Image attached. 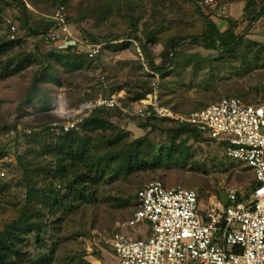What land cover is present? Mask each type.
Instances as JSON below:
<instances>
[{"label":"rangeland","instance_id":"374dc122","mask_svg":"<svg viewBox=\"0 0 264 264\" xmlns=\"http://www.w3.org/2000/svg\"><path fill=\"white\" fill-rule=\"evenodd\" d=\"M263 1L250 0L246 13V0H213L209 5L200 0L0 3V42L5 40L7 24L11 23L16 26L19 39L17 46L0 56V64L14 70L0 78V233L11 228L25 212L48 223L39 234H22L17 247L23 259L52 253L50 264H112L110 239L115 233L129 238H146L149 234L146 222L132 227L124 223L133 214L136 191L152 180H160L168 187L194 189L203 203L214 197L223 198L230 188L242 193L249 190L252 174L243 164L230 161L218 142L187 132L174 136L171 129L176 124L170 121L156 122L153 130L142 129L139 119L133 121L112 112L105 116L114 129L80 134L88 141L89 151L98 157L142 139L141 156L148 163L158 157V166L125 176L107 170L96 176L92 184H86L94 191L92 202L81 204L68 215H62L61 210L51 214L44 206L43 194L65 185L67 179L54 177L57 163L51 153L61 140L47 129L45 124L50 119L41 108L50 104L54 92L60 89L71 102L88 93L96 97L104 92H120L122 100L128 102V98L153 85L158 87L160 101L178 112L233 96L245 103L262 101L264 19L244 27ZM20 2L28 12L31 28L42 30L48 21H55L53 17L59 12L72 36L93 42L89 38L92 36L105 45L84 64L71 65L65 53L50 46V29L55 26L46 34L31 33L22 22ZM209 21L219 31L227 30L224 36L229 40L238 36L231 49L204 47L201 37L208 33ZM196 37L198 42L193 40ZM173 43L176 47L166 57ZM163 61L166 67L161 73L150 68ZM117 133L122 135L121 142L115 147L107 146ZM143 135L146 136L142 138ZM171 145L175 153L166 160L167 147ZM117 162L118 158L109 168L112 170ZM16 262L14 259L12 264Z\"/></svg>","mask_w":264,"mask_h":264},{"label":"built area","instance_id":"2783aa9c","mask_svg":"<svg viewBox=\"0 0 264 264\" xmlns=\"http://www.w3.org/2000/svg\"><path fill=\"white\" fill-rule=\"evenodd\" d=\"M200 1L209 5L213 0ZM53 19L52 48L84 51L93 58L105 45L72 36L61 13ZM15 31L11 23L9 39ZM158 93L153 85L138 100L124 102L120 92H112L71 102L58 90L49 104V127L56 136L78 130L97 109H114L142 122L162 118L190 124L211 141L224 143L226 156L249 167L256 185L246 194L227 189L223 198L203 203L194 189L168 187L160 180L145 183L136 191L133 214L124 225L146 222L149 234L129 238L115 233L110 239L112 264H264V100L245 103L233 96L178 112L163 104Z\"/></svg>","mask_w":264,"mask_h":264},{"label":"trees","instance_id":"16d2710c","mask_svg":"<svg viewBox=\"0 0 264 264\" xmlns=\"http://www.w3.org/2000/svg\"><path fill=\"white\" fill-rule=\"evenodd\" d=\"M12 4V0H0V3L8 4V2ZM201 2V1H200ZM21 3V13H22V22L24 25H26L31 33L37 35V34H46L48 29L53 27L55 25V21L51 20L48 21L46 27L42 30L40 29H33L29 25V16L28 12L24 6V3ZM250 3V0H246L244 11L246 13L248 4ZM2 8H0L1 12ZM1 15V13H0ZM264 15V1L260 5V7L257 9L256 14L247 21V24L245 25V29L251 27V24L263 17ZM210 29L208 33L205 35H202V40L204 41L205 45L204 47L207 49H223V50H229L233 47V44L236 43L238 40V36L234 35L229 40L230 37L224 36L226 35V31H219L216 27V25L209 21ZM10 25L7 24V32L6 37L4 41L0 42V56L5 55L7 52L11 51L15 46L19 44V39L16 36L15 32V38L9 39L8 34ZM229 30V29H228ZM231 34V33H229ZM90 40L93 41L92 43H95L96 40L93 39L92 36H89ZM116 40V39H115ZM194 42H198L199 39L196 37L193 39ZM99 43V42H96ZM176 47V44H171L170 49L166 51L165 56L168 57L170 52L174 51ZM57 52L65 53L66 60L68 62H72L74 66L82 65L86 62V60H89V58L86 56L84 51L81 52H72L70 49L68 50H57ZM92 59V58H91ZM166 67L165 61L161 65L155 66L154 64L150 65V68L158 73H161L164 68ZM12 67L9 65L4 66L0 64V78H3L4 76L8 75L9 72H11ZM11 69V70H10ZM14 71V70H13ZM7 73V74H6ZM152 90V87H149L146 91H144L141 94H134L131 98H128L129 100H138L142 98L146 93L150 92ZM112 93V92H110ZM104 94H106L104 92ZM84 98H92V95L89 93L85 95ZM82 99V98H81ZM80 99V100H81ZM76 100L74 102L80 101ZM205 106V105H204ZM203 107V106H202ZM49 109V103L42 107L41 110L44 112V115H46L50 121L51 116L48 112ZM113 113H116L118 115H121L118 111L114 109H97L93 111L88 118H86L83 123L80 125L78 130H71L66 133H62L58 136V139L61 140V144L58 147H54L51 154L53 155V158L56 161V167L54 177L59 179L60 181H64V179H67V183L65 185H59V188L55 190H45V193L43 194L44 199V206L48 208L49 213L53 214L54 212H61L62 215H68L72 213L77 207H79L81 204L84 203H90L92 202L94 198V191L87 187L86 184H92L95 181V177H99L102 173H104L107 170H110L113 174H121V175H127L134 171H139L147 168H155L159 164L158 157H153L151 159V163H148L147 160H145L140 153V147L142 139H137V141H133L131 143H125V145H122V149L119 151H116L114 153H108L106 155L102 156H95L92 151H89L88 147V141L85 139L80 138V134L83 132H95V131H102L105 132L110 129H114L115 126L113 123L107 119L105 115H110ZM133 121L137 118L130 117ZM49 121V122H50ZM166 121L165 119H159V118H150L146 122L138 121V125L140 128H149L151 130L156 128L155 123L156 122H163ZM49 122L46 125L47 129L49 130ZM176 126L171 129L174 133V136H179L183 132L189 133L190 136H194L196 138H204L206 140H210L207 136H204V134L198 130L195 126H192L190 124L186 123H175ZM33 133H31L28 136L30 137ZM148 135V134H147ZM121 134H116L114 138L108 141L107 146H113L115 147L119 142H121ZM146 135H143L142 138H144ZM222 147L225 148L224 143H219ZM167 157L170 160L171 157L174 156L175 149L174 145H171L167 147ZM118 158V162L115 167L111 170L110 164L113 163L115 159ZM237 163H241L240 161L230 160ZM68 162V163H67ZM67 163V164H66ZM243 164V163H241ZM244 165V164H243ZM244 167L252 174L253 178V184L250 186L249 190L246 193L250 192L256 185L255 177L253 172L244 165ZM63 190H65V193H61ZM34 193L32 191L31 195ZM135 198V195H134ZM38 216L41 215L40 210L36 211ZM46 226H48L47 222L44 221H38L36 215L34 213L28 214V212H25L24 215H21L18 219V221L13 222V226L9 229H6L0 233V264H12L13 260L16 259L17 262L14 264H50L52 260V253H48L47 255H39L36 258H30L26 257V259H23V256H21L22 252L18 249L17 244H19L23 237L22 234H25L27 231H35L37 234L42 232ZM38 240V239H37ZM41 241V240H40ZM14 258V259H13ZM24 260V261H22Z\"/></svg>","mask_w":264,"mask_h":264},{"label":"crops","instance_id":"0c3cea01","mask_svg":"<svg viewBox=\"0 0 264 264\" xmlns=\"http://www.w3.org/2000/svg\"><path fill=\"white\" fill-rule=\"evenodd\" d=\"M227 5V4H226ZM226 5L224 6V9L226 7ZM264 16V15H263ZM262 19H264V17H261L258 21L260 22ZM258 23V22H257Z\"/></svg>","mask_w":264,"mask_h":264},{"label":"clouds","instance_id":"9594fccd","mask_svg":"<svg viewBox=\"0 0 264 264\" xmlns=\"http://www.w3.org/2000/svg\"><path fill=\"white\" fill-rule=\"evenodd\" d=\"M61 90V89H60ZM58 91V90H57Z\"/></svg>","mask_w":264,"mask_h":264}]
</instances>
